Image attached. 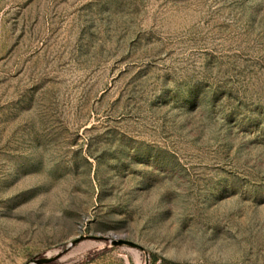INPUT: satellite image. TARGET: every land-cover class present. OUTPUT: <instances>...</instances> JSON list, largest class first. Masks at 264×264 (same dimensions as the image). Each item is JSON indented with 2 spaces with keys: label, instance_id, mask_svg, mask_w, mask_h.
Wrapping results in <instances>:
<instances>
[{
  "label": "rangeland",
  "instance_id": "obj_1",
  "mask_svg": "<svg viewBox=\"0 0 264 264\" xmlns=\"http://www.w3.org/2000/svg\"><path fill=\"white\" fill-rule=\"evenodd\" d=\"M58 254L264 264V0H0V264Z\"/></svg>",
  "mask_w": 264,
  "mask_h": 264
},
{
  "label": "water",
  "instance_id": "obj_2",
  "mask_svg": "<svg viewBox=\"0 0 264 264\" xmlns=\"http://www.w3.org/2000/svg\"><path fill=\"white\" fill-rule=\"evenodd\" d=\"M86 236H83L79 239H76L74 240L72 243H71V246H74L76 245L77 243H79L81 240L85 239ZM124 242L123 241H119L118 244H123ZM139 248L143 249L141 246H138ZM60 256V254L56 255V256H50V257H39V258H35L31 261H29L28 263L26 264H48V263H52L54 262L56 259H58Z\"/></svg>",
  "mask_w": 264,
  "mask_h": 264
},
{
  "label": "trees",
  "instance_id": "obj_3",
  "mask_svg": "<svg viewBox=\"0 0 264 264\" xmlns=\"http://www.w3.org/2000/svg\"><path fill=\"white\" fill-rule=\"evenodd\" d=\"M92 258H94V255H91V256L87 257V260L89 261V260H91Z\"/></svg>",
  "mask_w": 264,
  "mask_h": 264
}]
</instances>
